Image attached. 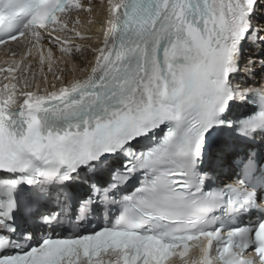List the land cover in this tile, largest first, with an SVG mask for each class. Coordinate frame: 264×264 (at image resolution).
<instances>
[{"label": "snow or ice", "instance_id": "1", "mask_svg": "<svg viewBox=\"0 0 264 264\" xmlns=\"http://www.w3.org/2000/svg\"><path fill=\"white\" fill-rule=\"evenodd\" d=\"M96 2L93 0V3ZM76 3L83 8L82 0H76ZM108 4L114 19L108 21L109 33L106 34L104 45L98 49V70L103 78L97 77L91 84L74 93H65L64 97L59 98L63 103L47 100L43 105L38 103L33 109V115L22 114L21 119L10 124L8 136L11 138L15 133L17 143L6 146V150L19 159L20 168L9 165L0 170H27L30 166L36 168L42 160L66 166L69 169L66 175L70 178L69 173L76 171L78 166L121 149L165 121L179 123L190 115L192 123L187 133L178 137L170 129L158 147L140 155L142 167L154 168L163 159L176 165L184 160L186 163L182 169L185 170L183 176L177 173L176 187L189 189L188 198L193 203L201 195L211 199L228 198L231 202L232 195L240 193L245 204H256L255 190L252 193L242 191L238 185H227L206 194H202L199 188L195 192L191 190L196 176V158L202 153L205 134L216 122L218 114L224 111L227 101L233 96L243 100L246 93L251 91L258 92L264 99V84L257 89L235 90L228 85L230 73L236 70L233 54L251 26L248 17L256 8L264 9V0L259 4L257 0H108ZM91 6L89 4L85 10H90ZM73 9L74 0H0V47L9 50L12 57H16L17 49H26L19 60L13 59L5 63L6 68L0 67L5 80L9 77L15 79L21 68L25 73L32 71L31 61L27 65L24 61L33 55V48L40 55L41 64L47 60L51 48L45 49L43 41L48 40L50 44L58 41L56 46L63 50L67 41L51 33L57 31L55 25L62 23L63 16ZM49 26H52L51 31ZM64 27L67 25L64 24ZM157 29L165 35L174 34L177 40L174 51L182 53L188 67L177 69L174 77L169 73L171 79L166 97L157 101V92L153 90L150 93L153 102L149 106L145 90L142 86L137 87L138 81L128 78L127 69L133 64L139 67L140 57L144 55L141 49L155 43L156 36L160 34ZM254 34L257 39H264V23L256 26ZM29 36L31 41L26 46L24 38ZM46 51L48 56L45 55ZM257 65H264V55L250 60L246 70ZM49 104L53 106L48 107ZM241 124V132L264 127V111L247 118ZM250 169L251 161L246 171ZM131 172L133 170L127 168L125 175H120L118 179H128ZM159 180L158 176L153 186ZM26 182L32 184L30 179ZM20 183L19 180L0 182L7 187V191L0 195L10 196L11 209L15 207V192ZM239 184L247 188L244 180H240ZM93 188L97 193L101 192L95 185ZM103 198H110L108 189L103 190ZM144 202L142 199L141 203ZM262 205L264 201L257 206L264 209ZM177 207L183 205L178 203ZM87 210L88 202L81 207L80 213ZM5 219L3 212L0 221ZM157 227L160 226L154 225L149 233H156ZM162 227L165 230L160 231L158 236L164 242L179 239L167 230V225ZM243 227L255 231L251 225ZM9 243L8 236L0 235V249L9 246ZM240 246L244 252L252 253L264 247V241ZM235 247V244L224 239L223 244L214 249L215 258L211 255L206 258L207 264H216V258L219 264H240V254L234 251ZM30 250L31 247L6 255L22 256ZM4 256L0 254V257ZM142 260L143 257L137 264H142ZM244 264H264V251L254 258L246 259Z\"/></svg>", "mask_w": 264, "mask_h": 264}, {"label": "bare ground", "instance_id": "2", "mask_svg": "<svg viewBox=\"0 0 264 264\" xmlns=\"http://www.w3.org/2000/svg\"><path fill=\"white\" fill-rule=\"evenodd\" d=\"M262 0H257L261 3ZM83 8L74 0L72 12L63 16V22L57 23V31L52 32L53 36L60 37L67 41L63 50L56 46L58 41L51 44L48 40L43 41L44 48H51V55H45L47 60L41 64L38 52H35L25 65L32 64V71L25 73L21 68L20 73L12 82H7L4 75L0 73V108L5 113L10 110H19L21 114L32 112L36 105L44 100L56 101L64 97L65 93L80 86L89 85L100 72V53L98 49L105 43L106 34L109 33L110 24L108 21L114 19L109 11L108 0H82ZM91 4L90 10H85ZM250 27L244 37L239 41L237 49L233 54V62L236 70L232 71L228 78V85L231 89H257L264 84V65H257L246 70L250 60L264 55V39H257L255 36L256 26L264 23V9L256 8L248 17ZM64 24L67 27H64ZM52 26H49V31ZM31 37L25 38L28 44ZM75 49V51H73ZM22 56L23 49H17ZM108 50L106 49L105 52ZM13 59L8 53L0 57V67H7L5 63ZM43 69L40 71V69ZM249 93V92H247ZM31 101V103H29ZM248 102L237 96L231 98L230 112L234 115L248 111ZM212 156L218 161L227 164V172L234 173L228 158L224 142L213 146ZM108 164H118V156L112 155Z\"/></svg>", "mask_w": 264, "mask_h": 264}]
</instances>
